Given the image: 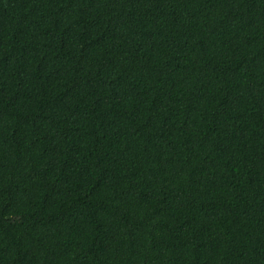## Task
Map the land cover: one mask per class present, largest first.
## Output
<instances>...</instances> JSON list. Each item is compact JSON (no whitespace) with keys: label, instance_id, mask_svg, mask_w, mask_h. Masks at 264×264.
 Wrapping results in <instances>:
<instances>
[{"label":"trees","instance_id":"1","mask_svg":"<svg viewBox=\"0 0 264 264\" xmlns=\"http://www.w3.org/2000/svg\"><path fill=\"white\" fill-rule=\"evenodd\" d=\"M0 264H264V0H0Z\"/></svg>","mask_w":264,"mask_h":264}]
</instances>
